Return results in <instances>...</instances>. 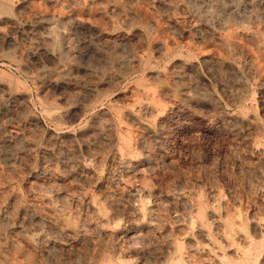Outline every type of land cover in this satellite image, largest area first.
Listing matches in <instances>:
<instances>
[{"label": "rangeland", "instance_id": "rangeland-1", "mask_svg": "<svg viewBox=\"0 0 264 264\" xmlns=\"http://www.w3.org/2000/svg\"><path fill=\"white\" fill-rule=\"evenodd\" d=\"M260 221L264 0H0V264H253Z\"/></svg>", "mask_w": 264, "mask_h": 264}, {"label": "bare ground", "instance_id": "bare-ground-1", "mask_svg": "<svg viewBox=\"0 0 264 264\" xmlns=\"http://www.w3.org/2000/svg\"><path fill=\"white\" fill-rule=\"evenodd\" d=\"M107 42H108V41H107ZM110 42H111V41H110ZM179 75H180V74L177 72L176 77L179 78ZM10 92H11V91H10ZM13 92H14V91H13ZM13 94H14V93H13ZM14 95H15V94H14ZM14 95H13V97H14ZM18 95H21V94H18ZM16 97H17V96H16ZM16 97H15V98H16ZM129 160H130V159H129ZM128 195H129V194H128ZM130 195H132V194H130ZM130 195H129V196H130ZM133 196H134V195H133ZM131 198H133V197L131 196ZM134 199H135V197H134ZM134 199H133V200H134ZM133 207H134L133 209H134L138 214H142V213H141V212H142V207H141V206L136 205V206H133ZM253 225H254V224H253ZM254 227L257 228V229H258V228H260V229H261V228H264V222H262V221H260V222H258V223L256 222L255 225H254ZM243 236H244V235H243ZM243 238H245V236H244ZM244 253H245V251H244ZM244 253H243V254H244ZM262 253H263V252H262ZM246 254H247V252H246ZM244 255H245V254H244ZM247 255H248L247 257L249 258V254H247ZM261 255H262V254H261ZM261 255H260V256H261ZM251 256H252V255H251ZM247 257H246V258H247ZM252 257H253V264L255 263V261H257L256 264H264V253H263V255L260 257V259H259V256L257 257L258 259H256L255 256H252ZM254 258L256 259L255 261H254ZM248 260L252 261V258H251V259L249 258ZM176 263H177V264H180V263H178V262H175V264H176ZM211 263H212V264H223L222 259H221L220 257H218V256H213V257L211 258ZM251 264H252V262H251Z\"/></svg>", "mask_w": 264, "mask_h": 264}]
</instances>
